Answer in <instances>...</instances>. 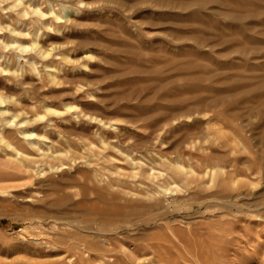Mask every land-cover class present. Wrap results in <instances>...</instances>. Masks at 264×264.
Wrapping results in <instances>:
<instances>
[{
    "label": "rangeland",
    "instance_id": "rangeland-1",
    "mask_svg": "<svg viewBox=\"0 0 264 264\" xmlns=\"http://www.w3.org/2000/svg\"><path fill=\"white\" fill-rule=\"evenodd\" d=\"M36 1L0 0V264H67L69 236L62 233V221L56 227L52 218L46 221L47 213L64 207L75 214L110 211L124 202L106 199L111 192L137 203L133 208L141 216L145 205L164 194V206L157 207L164 211L150 225L138 221L129 232L118 229L112 239L120 247L102 246L116 256L106 258V264H147L154 256L146 252L148 241L172 263L233 264L235 259L238 264H264V143L259 142L264 110L263 115L257 111L264 92L222 106L224 110L214 106L192 112L186 110L189 104L167 117L158 101L145 103L149 94L139 92L145 81L131 86L121 78L137 75L131 65L147 66L131 51L162 54L161 44L170 45V27L145 25L147 16L158 10L155 2L126 0L133 4L127 9L110 0ZM159 12L169 19L168 11ZM152 39L160 41L150 46ZM191 41L173 49H193ZM238 41L246 48L264 45ZM217 42L215 38L200 49L207 52ZM19 43L24 45L18 48ZM223 49L222 55L232 53V48ZM167 51L163 54L173 52ZM232 54V60L243 62ZM252 57L247 61L256 60ZM201 62L214 73L231 71ZM240 73L251 79V87L264 79L262 68ZM176 163L183 167L180 174L170 171ZM222 186L233 195L226 200L229 212L220 215L215 207L197 205ZM92 188L106 196L98 198ZM60 193L63 206L54 203ZM223 219L234 229L240 226L233 232L240 241L217 243L225 227L217 222ZM74 227L81 229L69 226ZM98 233L81 229L79 236L105 239ZM221 246L227 250L220 252ZM198 249L201 259L194 260ZM92 253L86 264L104 261L97 251Z\"/></svg>",
    "mask_w": 264,
    "mask_h": 264
},
{
    "label": "bare ground",
    "instance_id": "bare-ground-1",
    "mask_svg": "<svg viewBox=\"0 0 264 264\" xmlns=\"http://www.w3.org/2000/svg\"><path fill=\"white\" fill-rule=\"evenodd\" d=\"M110 1L115 2L117 5L125 7L127 9L133 6V4H129L126 0H110ZM142 1L145 2L144 0H141V1L135 0V3L137 2L140 3ZM149 1L155 2L154 5L157 6L158 10L152 16L150 17L147 16L148 17L147 19L144 18L145 23H146L145 25L147 26V28H156L159 26H162L164 28L165 26L170 27L171 29L170 30L171 39L169 40L170 45L168 47L167 46L164 47L161 44V47L163 48H160V49L163 50V53H167L168 49L172 50L173 52L172 53L169 52V54H163V53L161 54L162 51L155 52V53L151 52L148 56H143L140 51H139L140 53L136 51H131L130 53L132 55L130 56H134L135 58L141 59L140 61H144L147 64V66H144L146 64H144L143 62H142V65L144 67L141 66L142 68L140 66L130 64L131 70L134 72V74H137L136 75L137 77L135 75L132 76L133 78L131 77L132 79H130V77H121V78H124L122 79L124 82L131 84V86L134 85L133 82L135 83L137 82V84L139 82V84H142L141 82L145 81V83L140 86L139 92L149 94L147 97H145L146 104L152 105L154 102L158 101L156 103L161 104V107L164 108L165 111H167L165 112L167 117H173L175 116L176 113L172 114L171 111L175 109L187 108L189 104H191L192 106L188 107L186 109L187 111H192V112L202 111V110L214 107V106L227 107L229 106L231 102H237V104L238 103L240 104L242 102L248 101L250 97L253 96L254 98H256L257 94H261L264 92V79L257 85H254L253 87H251L253 85L251 79L245 77L242 73H240L242 70H253L254 71L260 68L264 69V60L257 61V59H259L260 57H264V45L262 47L246 48L244 45L241 46L240 42L238 41V38H241V40L244 41L245 43L246 42L256 43V42L262 41V44H264L263 43L264 42V0H218L219 2H216L215 0L213 1L149 0ZM32 8L34 11H39L38 9H35L34 6H32ZM163 9L169 12V17H168L169 19H167L166 17H163V14L159 12L160 10H163ZM175 9H179L180 11L175 12L174 11ZM183 10H186V11H183ZM240 10H245V13H242L239 15L238 12ZM67 15L69 16L70 13H68ZM61 16L62 15H56L58 19L62 18ZM197 32L208 33L209 36H205L206 34L201 35L202 33L200 34ZM103 34L104 33H102V35ZM108 36L112 37V35H108ZM215 38L218 39V42L215 43L214 45L212 44L211 49L210 50L208 49L209 51L207 50L206 52L205 50L200 49L207 44L209 45L210 44L209 42H211ZM187 40L193 41V45H194L193 49H185L184 46L177 47V50L173 49V47L176 48V46H178V43L182 41H187ZM152 41H153L152 45L150 46H154V43H156L157 41H160V39H156V40L152 39ZM3 44L5 43L3 42ZM21 45H24V44H21ZM21 45L19 43L18 48ZM148 46H146V48H148ZM217 46H219V48H217ZM223 47H225V50L227 48L228 49L232 48L231 49L232 53H234L235 56L242 57L243 62L242 61L236 62L232 60L231 59L232 53L228 52L225 55H222L221 54L222 52L220 51L224 50ZM216 53L220 54V56H215ZM252 54H256L257 57L259 56V58H257L256 56L254 57ZM250 56L251 57L253 56L252 58L253 59L256 58V60L252 62L251 60L247 61L250 59ZM201 60L202 61L207 60L208 62L212 64L218 65L217 66L218 68H222L224 70L230 69L231 71L214 73L213 71L214 69H212L209 65L202 64ZM45 66H49V65H45ZM135 78L137 80H134ZM2 101H3L2 97H0V102ZM257 102H258V107H259L257 110L258 114H262L261 111L264 110L263 109L264 108V98H261V99L259 98ZM224 107H222L223 110L225 109ZM255 110L256 109H251V112L253 113L254 111L255 113ZM229 112L228 114L234 117V113L231 114L232 112L231 113ZM154 114L155 113L150 115V119L152 120L156 119V115ZM177 114H180V112H177ZM182 114H183V111H182ZM263 131H264V128H263ZM31 134L29 133V135ZM259 136H260L259 142L263 144L264 143V133H261V135ZM175 165L176 166L170 169L171 173L172 174L182 173L181 169H183V167L181 165H178L177 163ZM165 190L168 191L169 188L167 187ZM228 190H229L228 187L222 186L216 192H212V194H210L211 193L210 192L208 195H204L203 197L201 196L202 200L197 201L198 203L197 205L201 207H215L217 210H221L220 212L222 214L220 215H224L227 212H229L228 207L230 205L228 202H226V200H228V197L233 196L232 193H227ZM91 192H94L95 196H97L98 198L106 196L105 193H102L101 190L99 189L92 188ZM160 193L157 192L155 195H158ZM61 194L63 193H60V195ZM83 194L85 195V197L88 196L86 194V191L85 193L83 192ZM61 196H59L60 198L58 199L56 198L57 200L54 201V203L57 204V206L62 205L65 202V198ZM162 196L161 197H159V195L156 196L152 201H150L147 205H145L144 207H146L147 210H144L146 213L145 212L144 214L142 213V216L139 213V210H136L135 208H133L136 206L137 203L134 206V204L131 203L127 198H124V196H122L121 193L111 192L110 196H107L108 198L106 199L112 200V201L124 199L123 203H118V205L116 206L114 205L116 209H110V211H104L102 213L98 212V213L75 214V213H71L68 210L65 211L66 208L64 207L62 208V210L58 209L53 214H50L51 212L50 213L48 212L47 213L48 217L46 218V221L47 219L50 220L52 218L51 220L54 222V225H53L54 227H56V224H58V221H62L63 222V223L61 222L62 225L64 224V226L61 225L62 227L60 226V228L63 231L62 232L63 234H66L67 236H69L67 239L69 243V248L67 250L68 258L66 259L67 264H86V261L88 260V258L90 257L92 258L93 250L98 252L97 257L104 260V261H101V264L102 263L106 264V261H105L106 258H110L114 260L116 256H113V255L109 256L110 254L108 253V250H106L105 248L103 249L102 246H111L114 249L115 248L117 249L118 247H120V245L118 246V244L112 239V236L120 233L119 232L120 230L118 231V229H122V230L124 229L128 231L131 229L132 226H134L132 224L135 222L140 221V223L143 222L146 225H150L154 221H157L158 219H160L161 217L158 215H160V213H162L164 210L163 211H160L161 209L157 210V207L164 206L162 205V203H164ZM233 200L234 199H232L231 202ZM233 204L235 203L233 202ZM52 205L53 207H57V206H54L53 203ZM77 207L80 208V206H77ZM128 207L129 208L131 207L133 209L128 210ZM240 219H242V217ZM217 223H219L220 225L225 224L224 225L225 227L222 228L221 226L222 228L221 234L219 233L217 234V239H218L217 243L222 244L225 241L227 242H231L232 240L237 241L239 237L237 235H234L233 232L234 230L235 232H238L236 231V229L237 227H240V226H237L236 229H234V227L232 228L233 225L230 226L228 224L230 223V220H227V219H223L220 222L218 221ZM69 226L71 227L77 226L79 229L81 228L84 231L90 230V231H93V233L94 231L99 232L100 235L104 236L105 239H100V240L89 239L86 235L81 237L79 236L81 229L78 230L74 227L75 231L74 230L72 231V229L69 228ZM134 227H138V226L135 225ZM124 235L129 237L128 234H124ZM147 244H148L147 245L148 250L146 252L151 251V253L154 254L153 257L147 259V262H146L147 264H155V263L157 264H178L177 262L172 263V261H169V259L165 258L163 254H157L156 249H155L156 244L153 241H148ZM220 248H221L220 252H224L225 250H227L225 246L224 247L221 246ZM232 249L236 250V248L234 247ZM188 254L190 253L188 252ZM201 256H202V251L198 249V251L195 252L194 260H197L196 258L200 260ZM97 257L95 256V258ZM238 261L234 259L232 263L238 264L237 263ZM66 262L64 261V263ZM199 264H202V263H199Z\"/></svg>",
    "mask_w": 264,
    "mask_h": 264
}]
</instances>
